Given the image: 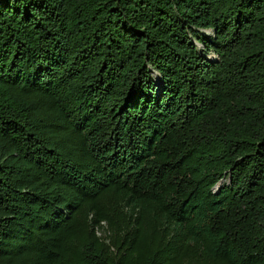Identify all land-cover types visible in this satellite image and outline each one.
<instances>
[{
    "label": "trees",
    "instance_id": "trees-1",
    "mask_svg": "<svg viewBox=\"0 0 264 264\" xmlns=\"http://www.w3.org/2000/svg\"><path fill=\"white\" fill-rule=\"evenodd\" d=\"M0 264H264V0H0Z\"/></svg>",
    "mask_w": 264,
    "mask_h": 264
},
{
    "label": "rangeland",
    "instance_id": "rangeland-1",
    "mask_svg": "<svg viewBox=\"0 0 264 264\" xmlns=\"http://www.w3.org/2000/svg\"><path fill=\"white\" fill-rule=\"evenodd\" d=\"M208 32H209V30H208ZM199 45H200V46H202V44H201V43H199ZM208 57H209V58H215V57H216V55H215V54H213V53H211V54H208Z\"/></svg>",
    "mask_w": 264,
    "mask_h": 264
},
{
    "label": "water",
    "instance_id": "water-1",
    "mask_svg": "<svg viewBox=\"0 0 264 264\" xmlns=\"http://www.w3.org/2000/svg\"><path fill=\"white\" fill-rule=\"evenodd\" d=\"M161 86V85H160Z\"/></svg>",
    "mask_w": 264,
    "mask_h": 264
}]
</instances>
